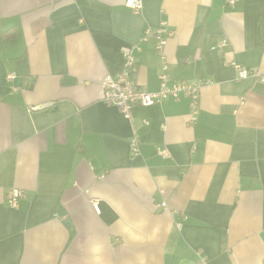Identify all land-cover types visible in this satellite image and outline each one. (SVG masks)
Here are the masks:
<instances>
[{"label":"crops","instance_id":"1","mask_svg":"<svg viewBox=\"0 0 264 264\" xmlns=\"http://www.w3.org/2000/svg\"><path fill=\"white\" fill-rule=\"evenodd\" d=\"M141 1L0 0V264H264V80L237 70L264 76V0ZM162 19L168 84L204 83L197 110L129 120L100 82L130 47L158 90Z\"/></svg>","mask_w":264,"mask_h":264},{"label":"built area","instance_id":"2","mask_svg":"<svg viewBox=\"0 0 264 264\" xmlns=\"http://www.w3.org/2000/svg\"><path fill=\"white\" fill-rule=\"evenodd\" d=\"M234 0H229V3H233ZM125 5L132 10L138 11L142 7L141 0H125ZM150 29L146 30V35L143 40L147 39V35L150 33ZM173 30L169 26L167 20L162 19L159 25L152 31L154 49L162 61V72L159 74L160 85L158 90L149 91L143 86H139L134 83L130 78V70L134 64V57L132 49L130 47L123 49L124 68L116 75H106L100 82L103 88L102 100L107 105L116 106L120 112L129 120L132 119L131 109L134 105L148 106L153 103L159 102L163 99L172 97L179 99L186 97L189 100V106L192 113L195 114L197 110V104L200 96V90L204 83L198 80H182L174 81L168 84V75L166 74V59H165V46L168 38L172 35ZM225 40H222L218 47L224 46ZM238 76L245 78L250 76L257 77L264 80V76L255 71H248L243 67L237 66ZM131 154L139 152L137 134L133 132L130 141ZM158 154L164 157H168L170 154L165 148H158ZM21 197V191L18 189H11L7 193L9 205L15 207L18 199ZM162 207L166 205L165 202H161ZM93 206L98 211L96 202H93Z\"/></svg>","mask_w":264,"mask_h":264}]
</instances>
